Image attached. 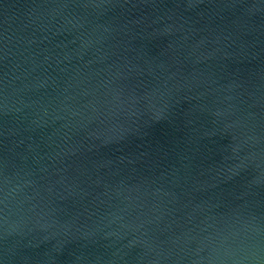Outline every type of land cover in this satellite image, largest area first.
<instances>
[{"label": "water", "instance_id": "95a60500", "mask_svg": "<svg viewBox=\"0 0 264 264\" xmlns=\"http://www.w3.org/2000/svg\"><path fill=\"white\" fill-rule=\"evenodd\" d=\"M249 248L264 260V0H0V264Z\"/></svg>", "mask_w": 264, "mask_h": 264}, {"label": "clouds", "instance_id": "9594fccd", "mask_svg": "<svg viewBox=\"0 0 264 264\" xmlns=\"http://www.w3.org/2000/svg\"><path fill=\"white\" fill-rule=\"evenodd\" d=\"M242 253V258L239 260H234V264H243L244 260H258L259 264H264V260H259V252L256 249H246V250H241ZM235 255V254H232ZM231 258V256H230Z\"/></svg>", "mask_w": 264, "mask_h": 264}]
</instances>
